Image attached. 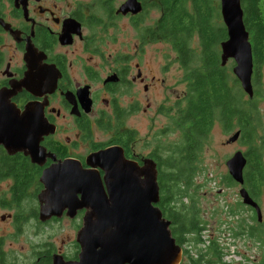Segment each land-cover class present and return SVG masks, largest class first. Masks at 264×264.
<instances>
[{
	"label": "flooded vegetation",
	"instance_id": "af4514ba",
	"mask_svg": "<svg viewBox=\"0 0 264 264\" xmlns=\"http://www.w3.org/2000/svg\"><path fill=\"white\" fill-rule=\"evenodd\" d=\"M128 1L0 0V90L9 93V101L20 111L29 104L40 109L47 132L35 151L8 154L0 145V155L9 160L0 175V221L13 231L8 243L0 236V264H76L81 251L77 233L86 210L66 208L59 216L41 219L38 196L44 190V171L68 163L103 177L87 158L118 148L139 167L154 164L160 195L159 177L176 171L161 164L177 161L178 143L184 142L189 127L178 126V120L191 96L193 72L229 76L226 66L234 61L222 65L220 58V44L227 36L212 42L216 33L226 31L220 0H203L209 2L210 14H167L160 0H134L133 5ZM257 8L264 27V0H257ZM201 22L211 30L203 42ZM188 30L192 34L186 41L171 36ZM118 34L121 42H116ZM255 37L252 33L253 105L264 67V39L258 44ZM158 43L171 54L146 59V48ZM210 48L217 55L214 62L186 58L190 53L208 55ZM177 71V82L184 86L181 93H176ZM162 139L168 142L164 145ZM29 152H34L35 161ZM185 153L181 148V162L186 161ZM232 181L238 199L245 188L258 204L252 195V170L248 185L244 171L241 185ZM240 205L247 208L244 234L252 240V213L257 223L262 219L258 221L252 206ZM54 227L64 232L41 235ZM28 230L33 233L25 234Z\"/></svg>",
	"mask_w": 264,
	"mask_h": 264
},
{
	"label": "water",
	"instance_id": "95a60500",
	"mask_svg": "<svg viewBox=\"0 0 264 264\" xmlns=\"http://www.w3.org/2000/svg\"><path fill=\"white\" fill-rule=\"evenodd\" d=\"M128 2L134 4V0ZM220 12L227 34L220 44L222 65L228 59L234 61L232 73L251 99L252 46L240 0H220ZM46 133L40 109L29 104L20 111L9 101V93L0 90V145L8 154L35 151ZM239 135L236 130L227 143ZM29 153L35 161L34 152ZM87 164L100 168L103 177L79 165H57L44 171L40 178L44 190L38 196L41 219L59 216L66 208L86 210L77 233L81 251L76 264H180L183 249L172 237L170 221L156 205L160 195L154 164L139 167L118 148L91 154ZM246 164L247 158L239 150L225 162L228 175L240 185ZM239 195L261 221L260 207L245 188Z\"/></svg>",
	"mask_w": 264,
	"mask_h": 264
},
{
	"label": "trees",
	"instance_id": "16d2710c",
	"mask_svg": "<svg viewBox=\"0 0 264 264\" xmlns=\"http://www.w3.org/2000/svg\"><path fill=\"white\" fill-rule=\"evenodd\" d=\"M160 1L162 8L167 14H210L209 12L211 10L210 7H207L209 2L206 3L203 0ZM241 2L244 12L243 22L249 33L250 42L252 44L253 33V37L256 34L255 40L257 43L261 44L264 39V27L259 23L257 0H241ZM172 21H174L173 17ZM201 24L204 27L202 28V33H200V38L203 42V37L205 39L208 35H211V30L206 23L201 22ZM253 24L256 26V29H252ZM191 31H178L176 34L173 33L174 35L171 34V36L179 41H186L190 38ZM215 35L216 38L212 40L215 43L219 39L227 36L225 30H223V33H216ZM186 58H203L214 62L217 55L210 48L208 55L205 52L199 55H192L190 53ZM193 75L191 96L187 104L182 106L179 111V113H182V119L178 120V126L184 127L186 123L189 124L182 138L184 142L182 143L181 141V143H178V155L175 163L166 162L161 164L164 167L175 169V175L171 177L161 176L158 180L160 198L157 206L162 211L163 216L170 221L172 237L180 246L189 242L188 240L191 237H193L194 242L198 243L200 241L199 234L204 229L205 221L201 218V210L197 204V194L194 191L196 189H193L195 174L197 173L194 165L199 160L198 154L214 123L218 122L223 124L228 129L238 124L240 138H243L246 144L249 145L248 150L245 152V156L248 159L244 170V178L245 183L248 185L249 173L252 170V195L254 197L257 196V192L261 189L260 185L263 177L262 169L258 166V153L251 150L253 135L252 140L247 141L248 136H251V128L254 124L253 120L257 115V110L253 105V101H251L252 98L245 99V94L239 82L230 76L218 78L216 75H211L204 70L193 72ZM181 148L186 152L185 156H183V159L186 160L184 162L180 161ZM8 161V159L0 155V175L4 173L2 166H7ZM188 166H190V169L188 173H185L183 169L186 168L188 170ZM227 179L228 183L236 184L230 176H227ZM240 227L243 229L241 225ZM239 231L241 233L245 232L242 230ZM254 231L255 228L252 227V238L256 234ZM258 241L262 248V257L258 264H264V240L258 238ZM210 245L209 256L198 253L197 257L189 258L185 264H224L221 262V254L218 255V252H221L218 249L216 241L212 239Z\"/></svg>",
	"mask_w": 264,
	"mask_h": 264
},
{
	"label": "rangeland",
	"instance_id": "374dc122",
	"mask_svg": "<svg viewBox=\"0 0 264 264\" xmlns=\"http://www.w3.org/2000/svg\"><path fill=\"white\" fill-rule=\"evenodd\" d=\"M219 4V0H217ZM130 36V33H129ZM116 42L122 41V36L117 35ZM196 43L194 42L193 46ZM163 53L171 54L168 47L163 44H153L146 48L145 58H163ZM234 65L228 62L226 66V74L231 78H235L230 70ZM181 77V72L176 73V93H181L184 89L183 83L177 82ZM256 99L254 107L257 110V115L254 118L251 136L248 140H252V151L258 153V166L262 169V180L260 191L257 192L256 201L261 208V224L257 223L252 213V226L255 228L254 237L252 240L244 232L245 226L248 223L245 207L240 205L241 200L237 198L238 188L228 183V171L225 165L236 151H242L244 154L248 150L249 145L246 144L243 138H238L234 142L227 143V140L232 134L239 129L238 124L233 125L231 129L225 128L223 124L214 123L207 139L203 143L202 149L198 154V161L195 163V183L193 189L197 194V204L201 210V218L205 221V235L202 238L199 236V242L196 243L191 237L189 242L184 243L183 260L181 264H185L189 258L197 257L198 253L209 256V248L211 247L208 239L217 241L222 253L221 262L226 264H258L262 257V248L258 238L264 240V67L260 81L256 84ZM245 99H249L245 94ZM252 101V99H251ZM174 138V136H173ZM177 134L174 140L177 141ZM165 145L168 139H162ZM244 207V208H243ZM4 211L0 210V214ZM240 225H243L242 229ZM240 227V229H238ZM11 227L6 222L0 221V236L5 238L6 243L12 241L9 236L12 234ZM201 231V232H202ZM64 231H59L58 228H47L41 235L53 234L59 235ZM32 230H28L25 234H32ZM258 235V236H257ZM255 238V239H254ZM8 245V244H7ZM19 249V248H17ZM221 253L218 252V255ZM232 254V255H229Z\"/></svg>",
	"mask_w": 264,
	"mask_h": 264
},
{
	"label": "built area",
	"instance_id": "2783aa9c",
	"mask_svg": "<svg viewBox=\"0 0 264 264\" xmlns=\"http://www.w3.org/2000/svg\"><path fill=\"white\" fill-rule=\"evenodd\" d=\"M204 235H205V231H202V232L199 234V236L201 237V243H202V238H203ZM203 240H205V239L203 238ZM210 241H211V239H210V240L208 239V242H209V243H210ZM216 243H217V241H216ZM217 245H218V243H217ZM219 245H220V244H219ZM219 245H218V248H219V250L221 251L222 258H223V255H227V256H228V253H227V254L222 253L223 250L220 249ZM220 246H221V245H220ZM229 255H232V254H229ZM225 264H226V263H225Z\"/></svg>",
	"mask_w": 264,
	"mask_h": 264
}]
</instances>
